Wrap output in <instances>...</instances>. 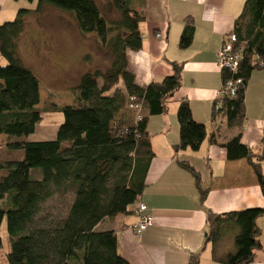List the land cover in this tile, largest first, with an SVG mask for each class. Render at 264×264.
Here are the masks:
<instances>
[{"label": "trees", "instance_id": "trees-1", "mask_svg": "<svg viewBox=\"0 0 264 264\" xmlns=\"http://www.w3.org/2000/svg\"><path fill=\"white\" fill-rule=\"evenodd\" d=\"M35 1L38 9L50 5L73 14L80 35L93 34L98 39L109 66L79 77L70 89L71 105L53 103L40 109L39 82L17 55L29 12L21 10L12 22L0 26V59L6 63L0 65V136L6 138V150L0 154V200L5 203L0 208V227L5 220L10 248L3 264H129L117 252L116 233L98 232L96 227L105 219L128 214L138 204L154 158L147 123L164 114L165 101L180 89L181 67L173 64L172 74L160 83L145 88L136 85L127 69V54L140 51L139 26L146 17L133 6L134 0H109L118 13L112 22L94 0ZM230 33L238 45H244L236 73L221 70V84L237 79L241 84L233 98L220 102L218 110L214 102L213 113L225 117L231 128L243 124L251 74L264 69V0H246ZM193 34V24L186 20L180 49L190 46ZM46 114L62 115L55 139L27 141ZM176 120L179 141L174 152H197L206 139L204 125L192 119L184 101L179 103ZM215 139L210 135L211 144H216ZM221 147L228 161L248 160L264 199V173L253 161L252 150L241 144V136ZM178 166L192 176L203 203L208 190L202 187L200 175L185 161H178ZM54 196L59 197L64 212H46L44 206ZM263 216L264 205L221 215L209 213L204 243L212 247V261L251 264L255 251L262 249L256 222ZM229 231H235L234 252L219 255L216 246Z\"/></svg>", "mask_w": 264, "mask_h": 264}, {"label": "crops", "instance_id": "crops-1", "mask_svg": "<svg viewBox=\"0 0 264 264\" xmlns=\"http://www.w3.org/2000/svg\"><path fill=\"white\" fill-rule=\"evenodd\" d=\"M245 1H133L146 20L139 26L140 51L127 54L128 71L136 85L145 88L170 76L175 64L181 67V86L165 101L164 114L149 118L146 127L154 158L137 203L147 207L153 225L139 238L135 236L132 230L138 223L135 204L128 214L105 219L96 227L98 232L116 233L117 252L129 264H191L192 259L193 264L196 260L198 264H216L212 261L211 245L204 243L207 215L264 205L261 188L248 160L228 161L221 147L239 134L241 144L252 150L253 161L264 173V69L254 71L247 83L241 127L230 128L225 117L213 113L216 93L222 85L218 52ZM186 20L193 24V39L187 49H180ZM181 101L188 104L192 119L205 127L206 139L197 152H174L179 141L176 111ZM210 135H215L216 144L210 143ZM178 161L187 162L200 175L202 187L208 190L203 203L199 201L194 179L178 166ZM256 224L262 249L255 251L251 264H264V216ZM234 234L232 231V241ZM217 252L219 255L233 253L234 244L226 251L219 248Z\"/></svg>", "mask_w": 264, "mask_h": 264}, {"label": "rangeland", "instance_id": "rangeland-1", "mask_svg": "<svg viewBox=\"0 0 264 264\" xmlns=\"http://www.w3.org/2000/svg\"><path fill=\"white\" fill-rule=\"evenodd\" d=\"M94 1L108 22L118 18V13L109 6V0ZM21 10L29 13L25 18L24 31L18 42L17 55L21 64L31 71L39 82L41 100L38 107L47 109L53 103L58 106L71 105L70 89L77 85L79 77L95 69H107L108 56L100 52V44L95 35L79 37L73 14L50 5H43L38 9V3L35 0L31 2L0 0V26L12 22ZM5 64V61L0 59V65ZM61 123V114H46L36 125L34 133L26 140L29 142L52 141ZM5 143L6 138L0 136V154L6 150ZM5 158L11 159L13 156ZM4 205V201L0 200V208H4ZM44 207L49 213L64 212V206L57 196L49 200ZM231 233L232 231H229L225 234L224 239L216 246L217 251L219 248L226 251L233 244L230 238ZM6 238L4 220L0 227L2 241L0 263L2 264L5 255L10 251Z\"/></svg>", "mask_w": 264, "mask_h": 264}, {"label": "built area", "instance_id": "built-area-1", "mask_svg": "<svg viewBox=\"0 0 264 264\" xmlns=\"http://www.w3.org/2000/svg\"><path fill=\"white\" fill-rule=\"evenodd\" d=\"M244 44H239L234 34L226 35L221 44L218 52V65L220 70L226 71L230 74H235L241 60V48ZM241 80H229L221 85L220 90L216 93L215 110L220 108V102L226 97H234L238 85ZM133 101V99L131 100ZM132 108V106H130ZM138 110V107H134ZM139 119V117H137ZM138 223L133 226L132 230L137 238L149 227L153 225L152 216L149 214L148 209L142 203L137 204Z\"/></svg>", "mask_w": 264, "mask_h": 264}]
</instances>
